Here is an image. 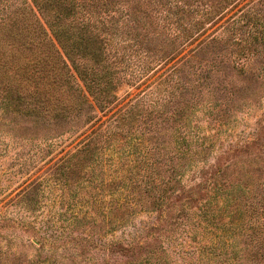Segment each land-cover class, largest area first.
Masks as SVG:
<instances>
[{"label": "rangeland", "instance_id": "rangeland-1", "mask_svg": "<svg viewBox=\"0 0 264 264\" xmlns=\"http://www.w3.org/2000/svg\"><path fill=\"white\" fill-rule=\"evenodd\" d=\"M246 78L213 81L231 92L246 82V102L219 88L195 101L179 132L173 123L156 134L149 152L148 103L165 94L152 93L158 81L116 82L108 107L90 99L92 107L57 117L23 111L22 100L0 90V264H264L262 247L244 240L250 215L231 207L264 193V81ZM114 121L111 136H96ZM219 169L223 186L207 192ZM255 217L264 221V212Z\"/></svg>", "mask_w": 264, "mask_h": 264}, {"label": "trees", "instance_id": "trees-1", "mask_svg": "<svg viewBox=\"0 0 264 264\" xmlns=\"http://www.w3.org/2000/svg\"><path fill=\"white\" fill-rule=\"evenodd\" d=\"M243 1L0 0V82L8 81L0 90L22 100L23 111L57 117L92 107L90 99L99 108L108 107L117 99L116 82L158 81L152 93L163 89L165 94L161 103L154 98L148 103V139L142 143H148L149 152L155 135L168 124H176L173 132H179L195 101L212 100L221 92L224 86L213 81L231 85L248 81V73L264 81V0L240 6ZM221 54L225 59H218ZM171 61L170 69L154 78ZM224 88L234 103L248 100L246 82L234 92ZM159 116L164 125L156 129ZM115 122L96 136L106 133V140ZM224 175L219 169L208 177L206 191L223 186ZM155 182L148 180V189L156 192ZM252 194L235 198L231 207L250 215L243 236L259 252L264 250V221L255 215L264 212V193ZM227 200L219 198L216 206L226 207Z\"/></svg>", "mask_w": 264, "mask_h": 264}]
</instances>
